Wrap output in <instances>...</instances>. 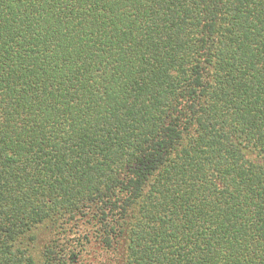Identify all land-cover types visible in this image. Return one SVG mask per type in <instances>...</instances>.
I'll list each match as a JSON object with an SVG mask.
<instances>
[{
    "label": "trees",
    "instance_id": "obj_1",
    "mask_svg": "<svg viewBox=\"0 0 264 264\" xmlns=\"http://www.w3.org/2000/svg\"><path fill=\"white\" fill-rule=\"evenodd\" d=\"M0 264H264V0H0Z\"/></svg>",
    "mask_w": 264,
    "mask_h": 264
}]
</instances>
